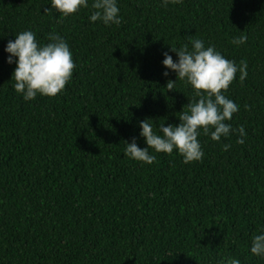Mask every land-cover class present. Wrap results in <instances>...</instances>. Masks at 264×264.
I'll use <instances>...</instances> for the list:
<instances>
[{
    "label": "trees",
    "instance_id": "16d2710c",
    "mask_svg": "<svg viewBox=\"0 0 264 264\" xmlns=\"http://www.w3.org/2000/svg\"><path fill=\"white\" fill-rule=\"evenodd\" d=\"M122 23L59 19L49 0H0V264H264L251 254L264 229V0H118ZM31 30L55 31L77 65L56 98L25 102L5 47ZM247 36L245 45L232 39ZM187 37L248 65L226 93L239 105L221 142L201 134V162L124 156L145 118L179 125L190 85L162 61ZM189 47L191 45L189 44ZM231 144L228 151L222 145Z\"/></svg>",
    "mask_w": 264,
    "mask_h": 264
},
{
    "label": "clouds",
    "instance_id": "9594fccd",
    "mask_svg": "<svg viewBox=\"0 0 264 264\" xmlns=\"http://www.w3.org/2000/svg\"><path fill=\"white\" fill-rule=\"evenodd\" d=\"M51 9L59 19H68L78 15L81 10H90V22H100L106 27L119 26L122 23L118 0H49ZM161 6L181 3L182 0H160ZM48 43H41L31 30H25L15 35V40H9L5 52L7 63L15 64L12 81L14 91L22 96L25 102L34 101L38 96L56 98L64 93L73 77L77 65L68 42L59 33L53 31L46 37ZM189 43L180 48L171 47L178 59L164 52L162 64L168 77L170 70L176 74V82L168 81L166 89L173 91L178 81L190 85L193 99L178 117L179 125L160 124L154 127L153 120L145 118L140 121V137L147 147L140 148L136 139L125 142L124 156L138 163L152 165L156 154L173 155L178 153L183 157L184 164L201 162L204 152L199 142L201 134L210 136L214 142H221L233 133H238L236 143L243 145L247 133L241 125L233 129L234 114L239 112V105L227 98L226 93L236 81L243 84L248 76V65L245 61L237 64L227 59L214 46H206L201 39L187 37ZM247 36L232 39L236 46L245 45ZM189 44L191 47H189ZM224 151L231 144L222 145ZM250 252L252 255L264 258V229L252 237ZM228 264H241L238 259H230Z\"/></svg>",
    "mask_w": 264,
    "mask_h": 264
}]
</instances>
